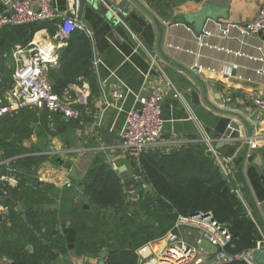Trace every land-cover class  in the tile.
I'll use <instances>...</instances> for the list:
<instances>
[{
    "label": "crops",
    "instance_id": "0c3cea01",
    "mask_svg": "<svg viewBox=\"0 0 264 264\" xmlns=\"http://www.w3.org/2000/svg\"><path fill=\"white\" fill-rule=\"evenodd\" d=\"M11 1L0 0V15L8 12ZM110 1L126 2L143 17L145 25L129 16L120 20L111 14L108 18L100 11L101 3L95 7L79 0L77 15L92 42L93 85L86 81L71 84L62 97L81 110L78 119L30 105L16 107L8 95L18 48L32 45L50 51L55 63L47 70L58 67L60 50L66 44L56 35L60 19L0 29V96L15 107L0 118V174L13 169L17 177L14 183L0 181V236H19L10 226L9 211L48 215L54 227H60L66 248L53 264H97L99 257L82 252L77 244L82 209L89 210L91 216L98 213L85 184L102 165L116 172L109 157L112 150L114 158H122L138 182V187L128 192L121 178L129 201L140 200L145 183L140 169L131 166L123 141L108 139L96 129L121 137L126 115L139 106L140 97L160 90L163 128L156 150H179L200 141L202 132L215 146L229 139L225 133L232 121L238 125L236 130L231 128L238 132V137L231 139L234 153L227 154V146L217 150L232 158L226 180L238 190L264 243V113L256 118L251 102L252 97L264 95V36L242 37L236 31L222 36L219 31L224 24L254 19L264 0ZM29 2L33 8L38 5V0ZM51 5L59 15L73 14V0H51ZM207 30L210 35H205ZM151 55L156 56L155 62ZM195 66L199 70L193 69ZM114 87L123 94L120 101L111 97ZM175 90L181 99L173 96ZM192 91H196L199 105L191 102ZM28 157L43 159L35 165L24 161ZM72 206L76 213L71 212ZM128 212H135V208L130 211L128 206ZM62 218L70 224L60 223ZM50 227L52 232L54 227ZM2 261L9 259L2 256Z\"/></svg>",
    "mask_w": 264,
    "mask_h": 264
},
{
    "label": "trees",
    "instance_id": "16d2710c",
    "mask_svg": "<svg viewBox=\"0 0 264 264\" xmlns=\"http://www.w3.org/2000/svg\"><path fill=\"white\" fill-rule=\"evenodd\" d=\"M19 26L23 25L1 28ZM65 43L59 53L58 67H50L46 74L59 98L64 96L69 85H81L85 81L93 85L94 79L89 35L76 30ZM42 159L28 157L24 161L37 165ZM131 166L140 169L141 180L151 185L155 193L153 197L152 194L143 195L142 190L139 192L141 209L144 215L151 217L152 224L137 221L136 211L129 214L121 178L111 168L102 165L85 184L89 200L97 207L98 213L91 216L89 210L82 209V222L76 227L77 244L82 252L97 255L102 249L110 248L105 264H137L134 251L138 246L163 235L177 216L197 212H209L226 228L231 238L223 248L227 254L256 247L259 235L256 223L232 192L230 183L205 151L202 142H194L170 153L156 149L148 151L137 163L132 161ZM71 212H77L75 206L71 207ZM8 219L13 232L19 236L9 239L0 236V257L9 259L0 264H53L57 257L66 253L63 236H53L48 228L55 226L48 215L9 211ZM96 225H102L103 229ZM27 245L32 251L27 250Z\"/></svg>",
    "mask_w": 264,
    "mask_h": 264
},
{
    "label": "built area",
    "instance_id": "2783aa9c",
    "mask_svg": "<svg viewBox=\"0 0 264 264\" xmlns=\"http://www.w3.org/2000/svg\"><path fill=\"white\" fill-rule=\"evenodd\" d=\"M78 7L79 0H73V14L59 15L52 7L51 0H38L36 8L31 6L29 0H13L8 5L7 15H0V28L5 25L34 24L59 18L56 35L65 42L76 30L87 34L77 15ZM219 31L222 36H229L232 31H236L242 37L259 34L264 36V4L251 21L242 24L227 23L222 25ZM204 33L210 35L211 32L207 30ZM14 55L17 65L12 73L13 85L8 95L15 101L16 107L30 105L45 108L70 119H78L81 116L79 108L73 107L70 101L59 98L53 92L45 76L48 66L55 63L50 51L31 45L18 48ZM155 58V55H151L152 62H155ZM259 60L262 59L259 57ZM194 68L199 70L197 66ZM2 76L0 71V82ZM173 96L181 99L180 93L176 90ZM111 97L114 101H120L123 94L114 87ZM162 98L163 94L160 90L143 95L139 99V106L131 109L126 115L121 131L122 146L127 157L136 163L144 153L157 148L160 143L163 128ZM251 102L258 118L264 113V95L252 97ZM81 103L84 104L85 101L81 99ZM14 108L12 103L0 96V118L10 114ZM200 142L203 143L205 151L212 156L223 176L228 179L231 174L232 158L218 151L213 140L203 132ZM250 146L254 148L255 144L250 143ZM0 181L17 182L15 171L11 169L8 174H0ZM232 192L240 199L237 189H232ZM230 239L226 228L215 221L209 212H197L188 216H177L172 226L163 235L143 243L134 252L137 264H205L211 258L214 259L215 264L235 259H244L250 264H258L259 240L254 249L227 254L223 248ZM203 243L212 247V251H206L202 247Z\"/></svg>",
    "mask_w": 264,
    "mask_h": 264
},
{
    "label": "water",
    "instance_id": "95a60500",
    "mask_svg": "<svg viewBox=\"0 0 264 264\" xmlns=\"http://www.w3.org/2000/svg\"><path fill=\"white\" fill-rule=\"evenodd\" d=\"M87 1H88V3L93 4L95 7L101 3L100 11L102 13H104L106 15V17H108V18H110L111 14L120 20H123L125 16H129L131 19H133L139 25H141V26L145 25V21H144L143 17L141 15H139L136 10L130 9L129 6L127 5V3L124 1L121 3H118V4H116V3L114 4L110 0H87ZM11 12H13V11L11 10ZM5 15H7V13H5ZM259 35L261 37L263 36L261 34H259ZM212 91L215 93L216 89H213ZM190 96H191V102L192 103H194L196 105L200 104L199 99H198L197 94H196V91H192L190 93ZM216 99L219 103H221V104L223 103L222 98L216 97ZM231 128H235V130H236L238 128V125L232 121L230 123V129H228L225 133V136L229 137V139L220 140V141L215 143L216 149H221V148L227 146L229 148L227 151V154H233L234 153L235 147L233 146L231 139L238 137V132L237 131H231ZM96 130L101 135H103L104 137H106L108 139H113V140H116L118 142L123 141L122 137L111 134V133H109V132H107L101 128H97ZM111 152L112 153L109 157L112 160V164L114 165L115 171L118 173L120 178L125 179L123 186L125 187L126 191L133 192L138 187L137 180L134 177H132V175L129 174V171L127 170V167H126L124 160L122 158H117V159L114 158L115 150H112ZM56 160L58 162H62L61 159H59V157H56ZM141 190H142L143 195L151 193L153 197L155 196V193L153 192L151 185H149L148 183H145L143 185V187L141 188ZM59 222L65 223L66 226H68L70 224V220L67 218H62L59 220ZM88 225H91V223L89 222ZM52 233L53 234H60L61 233L60 227H58V226L54 227L52 229ZM258 240L260 241L259 251H264V243L262 241V237L260 234L258 235ZM26 248H27V250L32 251V247L30 245H27ZM110 251H111L110 248L102 249L101 251H99L97 253V256L99 257L97 264H105V257ZM201 264H203V263H201ZM218 264H250V263L244 259H235V260H229V261H222Z\"/></svg>",
    "mask_w": 264,
    "mask_h": 264
},
{
    "label": "rangeland",
    "instance_id": "374dc122",
    "mask_svg": "<svg viewBox=\"0 0 264 264\" xmlns=\"http://www.w3.org/2000/svg\"><path fill=\"white\" fill-rule=\"evenodd\" d=\"M47 74V72H45V75ZM140 189V188H139ZM138 196V194H136ZM130 198H127L126 196V202H127V205L129 206L130 208V211H132V209L135 208V211H137L138 213V218H137V221H141V222H145L146 224H152V219L150 216H147V215H144L142 209H141V200H137L136 199V202L133 203L132 200L129 201ZM132 199V198H131ZM140 203V204H138ZM135 206V207H134ZM145 217V218H143ZM108 227V226H107ZM202 247L206 250V251H209L211 252L212 251V247H210L209 245L203 243L202 244ZM257 262L259 264H264V251H259L257 252ZM205 264H215V261L214 259H209L205 262Z\"/></svg>",
    "mask_w": 264,
    "mask_h": 264
}]
</instances>
